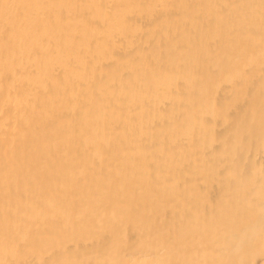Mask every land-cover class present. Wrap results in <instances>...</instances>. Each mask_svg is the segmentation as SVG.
Listing matches in <instances>:
<instances>
[{"label":"bare ground","instance_id":"6f19581e","mask_svg":"<svg viewBox=\"0 0 264 264\" xmlns=\"http://www.w3.org/2000/svg\"><path fill=\"white\" fill-rule=\"evenodd\" d=\"M0 264H264V0H0Z\"/></svg>","mask_w":264,"mask_h":264}]
</instances>
